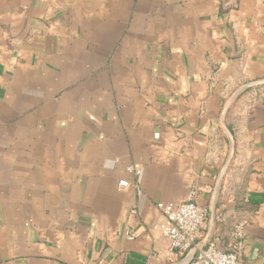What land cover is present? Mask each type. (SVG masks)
I'll list each match as a JSON object with an SVG mask.
<instances>
[{"label": "crops", "instance_id": "obj_1", "mask_svg": "<svg viewBox=\"0 0 264 264\" xmlns=\"http://www.w3.org/2000/svg\"><path fill=\"white\" fill-rule=\"evenodd\" d=\"M191 186L180 253L156 204ZM238 224L264 264V0H0V264H189Z\"/></svg>", "mask_w": 264, "mask_h": 264}, {"label": "built area", "instance_id": "obj_2", "mask_svg": "<svg viewBox=\"0 0 264 264\" xmlns=\"http://www.w3.org/2000/svg\"><path fill=\"white\" fill-rule=\"evenodd\" d=\"M127 171L136 175L140 173V170H135L132 166H128ZM118 185L127 187L128 181L120 180ZM197 191L195 186H191L183 201L156 204L164 217V222L159 225L160 231L169 240L170 248L180 253L195 249L204 226L206 209L196 203ZM126 235L129 239L134 237L133 232H127ZM233 237L235 243L229 252H223L213 243H209L205 248L198 249L189 264H239L238 250L243 237L242 224L235 227Z\"/></svg>", "mask_w": 264, "mask_h": 264}]
</instances>
